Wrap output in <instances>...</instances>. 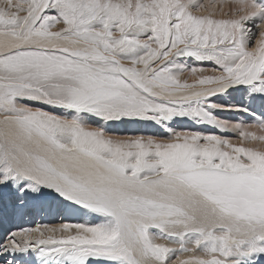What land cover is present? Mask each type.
Wrapping results in <instances>:
<instances>
[{"label": "snow or ice", "instance_id": "snow-or-ice-1", "mask_svg": "<svg viewBox=\"0 0 264 264\" xmlns=\"http://www.w3.org/2000/svg\"><path fill=\"white\" fill-rule=\"evenodd\" d=\"M230 3L2 0L0 225L91 219L9 228L0 264H264V0ZM140 122L211 127L109 134Z\"/></svg>", "mask_w": 264, "mask_h": 264}, {"label": "rangeland", "instance_id": "rangeland-1", "mask_svg": "<svg viewBox=\"0 0 264 264\" xmlns=\"http://www.w3.org/2000/svg\"><path fill=\"white\" fill-rule=\"evenodd\" d=\"M201 2H204V0H201ZM211 3V2H210ZM0 6H2V0H0ZM230 10L232 9L233 5H230ZM218 18L220 16H217ZM178 63H184L187 67H205V68H211V62H200V61H196L194 60V58H188V57H180L177 59ZM205 74H211L210 72H206ZM181 79H187L189 82L192 81V79H194V77L190 76L187 72L184 73L181 76ZM236 100H240L241 94L236 93L234 94ZM246 99V98H244ZM230 100V98H229ZM231 102V101H230ZM259 111L256 114L257 119H259ZM225 117H234L233 122H254V121H249L247 119V114H239L236 112H225L223 114ZM179 119V118H177ZM171 123V122H169ZM205 127L210 128L211 126H205V125H195L192 126L191 123H181V124H172L171 129L166 127V126H160V125H155L154 122H140V123H132V124H128V125H115L109 134L113 135V136H117V137H122V138H126L129 136H137V135H144V136H149V135H156L158 138H167L169 135H171V131L174 129L175 131H191V130H201L204 129ZM219 132V130H217V133ZM231 135V134H230ZM37 213L41 214L39 216H37L38 218L35 219L34 221L32 220H28L26 216L23 217H17L15 218L13 221H17L15 223H13L12 221V225L10 223H6L3 225L4 229H2V231H0V238L3 237V234L5 231H7L10 227L11 230H20L22 228H29V227H36L37 225H40V221H36L39 219H42V222L49 225V226H57L58 224L62 223V222H81L82 220L78 218V220H74L73 217L68 219V220H62V221H58L57 220V216H59L58 214H56L54 217H49L48 214H50V212H46V216L44 215L45 212L44 211H40L37 210ZM43 216V217H42ZM60 217V216H59ZM21 218V219H20ZM56 218V219H54ZM28 220V221H27ZM44 220V221H43ZM26 222V223H25ZM43 223H41V225H43ZM26 224V225H24ZM44 224V225H45Z\"/></svg>", "mask_w": 264, "mask_h": 264}, {"label": "bare ground", "instance_id": "bare-ground-1", "mask_svg": "<svg viewBox=\"0 0 264 264\" xmlns=\"http://www.w3.org/2000/svg\"><path fill=\"white\" fill-rule=\"evenodd\" d=\"M210 2H212V0H204V2L203 3H205V4H209ZM215 4H216V15L217 16H221V11H220V9H221V7H223V11L224 12H229L230 11V5H232L231 3H230V0H229V2L228 3H223V5H222V0H215ZM259 114V113H258ZM257 119V118H256ZM45 212V216H46V212L47 211H44ZM57 213H56V211L55 210H53V211H51L50 212V214H48V216L49 217H54L55 215H56ZM39 215H41V214H39V213H37V212H34V213H32V214H29V215H26V217H27V219L28 220H32V221H34L35 219H37L38 217L37 216H39ZM40 217V216H39ZM43 217V216H42ZM21 219V218H20ZM54 219H56V218H54ZM73 219L74 220H78V217H73ZM91 219V217H84L83 218V220L81 221V222H85V221H87V220H90ZM27 220V221H28ZM57 220L58 221H62L63 219L61 218V217H59V216H57ZM17 221H19V220H17ZM16 220L15 221H13V223H15V224H17L16 222H17ZM36 221H40L41 223H43L42 222V219H39V220H36ZM44 221V220H43ZM26 223V222H25ZM41 223H40V225H41ZM11 225H12V222L10 223ZM45 223H43V225H44ZM24 225H26V224H24ZM59 225V224H58ZM42 226V225H41ZM5 227V226H4ZM4 227H3V225H0V231H2V229H4ZM8 228H10V227H8Z\"/></svg>", "mask_w": 264, "mask_h": 264}]
</instances>
